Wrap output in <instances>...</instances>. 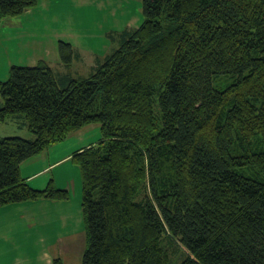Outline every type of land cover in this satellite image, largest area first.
I'll list each match as a JSON object with an SVG mask.
<instances>
[{
  "label": "trees",
  "instance_id": "obj_1",
  "mask_svg": "<svg viewBox=\"0 0 264 264\" xmlns=\"http://www.w3.org/2000/svg\"><path fill=\"white\" fill-rule=\"evenodd\" d=\"M37 4L0 0V20ZM142 9L88 77L60 86L43 61L10 67L0 123L22 117L34 138H0V206L67 200L51 181L32 189L20 164L98 123L100 140L70 158L81 175V264H264V0ZM58 46L70 66V44Z\"/></svg>",
  "mask_w": 264,
  "mask_h": 264
},
{
  "label": "rangeland",
  "instance_id": "obj_2",
  "mask_svg": "<svg viewBox=\"0 0 264 264\" xmlns=\"http://www.w3.org/2000/svg\"><path fill=\"white\" fill-rule=\"evenodd\" d=\"M142 1L38 0L37 6L31 8L30 13L10 17L8 21L0 24L1 81H5L8 77L4 72V62L9 61L11 66L31 65L29 67H32L34 64L31 61H35L34 59H42L50 65L60 86L63 85L61 81L64 77L69 79L88 77L105 57L119 48L124 33H131L143 22ZM59 42L68 43L72 48L70 66H64L59 58ZM87 51L90 53L84 55V62L79 63L76 54ZM2 102L3 99L0 97V105ZM24 122L22 117H11L6 122L0 123V138L14 136L24 139L33 138L30 132L26 133L22 129L21 123ZM100 138V125L93 123L72 131L65 140L54 145L58 150L52 157L60 160L59 168L52 171L55 188L66 190L69 195L68 201H65L69 224L65 226L62 240L67 242L69 251L65 255V260L68 261L64 264H81L86 247L80 209L82 198L80 170L70 158L64 159V157L70 151L95 145ZM50 175L51 172H48L32 184L39 185L41 179L49 180ZM183 256L184 251L175 255L174 260L180 261Z\"/></svg>",
  "mask_w": 264,
  "mask_h": 264
},
{
  "label": "crops",
  "instance_id": "obj_3",
  "mask_svg": "<svg viewBox=\"0 0 264 264\" xmlns=\"http://www.w3.org/2000/svg\"><path fill=\"white\" fill-rule=\"evenodd\" d=\"M28 13L30 10H26L23 15ZM9 18L0 20V24L8 21ZM89 53L90 51L83 54L77 53L78 62H84V55ZM30 60L33 59L30 58ZM34 60L31 61L34 65L42 61V59ZM46 64L51 68L48 63ZM10 67L9 61L4 62L3 68L6 75H9ZM65 78L69 77L62 79ZM21 125L22 129L29 133L27 126L24 123ZM54 145L20 164V175L32 188L42 190L50 181L55 186L52 171L59 168L60 160L52 157L53 153L58 150V147ZM76 150L70 151L64 159L71 158ZM48 172H51L49 180L41 179L39 185L32 184ZM65 201L68 199L60 201L40 199L0 206V264H51L54 258H62L66 263L68 259L65 260V255L69 247L67 242L62 240L65 226L69 224V216H66Z\"/></svg>",
  "mask_w": 264,
  "mask_h": 264
}]
</instances>
